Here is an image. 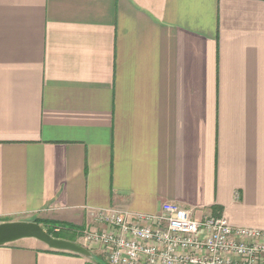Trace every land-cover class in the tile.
<instances>
[{"label":"crops","instance_id":"crops-1","mask_svg":"<svg viewBox=\"0 0 264 264\" xmlns=\"http://www.w3.org/2000/svg\"><path fill=\"white\" fill-rule=\"evenodd\" d=\"M164 202L264 230V0H0V222Z\"/></svg>","mask_w":264,"mask_h":264},{"label":"built area","instance_id":"built-area-1","mask_svg":"<svg viewBox=\"0 0 264 264\" xmlns=\"http://www.w3.org/2000/svg\"><path fill=\"white\" fill-rule=\"evenodd\" d=\"M95 219L103 226L84 239L102 249L108 264H264V230L222 216L196 220L175 203L150 215L106 209Z\"/></svg>","mask_w":264,"mask_h":264},{"label":"water","instance_id":"water-1","mask_svg":"<svg viewBox=\"0 0 264 264\" xmlns=\"http://www.w3.org/2000/svg\"><path fill=\"white\" fill-rule=\"evenodd\" d=\"M21 239H35L44 244L48 249L75 253L88 259L92 258V253L85 246L70 240L53 237L42 225L35 221L16 220L0 222V246Z\"/></svg>","mask_w":264,"mask_h":264},{"label":"trees","instance_id":"trees-1","mask_svg":"<svg viewBox=\"0 0 264 264\" xmlns=\"http://www.w3.org/2000/svg\"><path fill=\"white\" fill-rule=\"evenodd\" d=\"M40 225L53 237L77 241V238L81 235L82 228L70 223L50 220H33ZM47 251L61 252L57 250L47 249ZM91 252V251H90ZM70 253V252H69ZM75 254V253H72ZM78 255V254H75ZM87 264H107L104 257L95 255L92 253V258L88 259Z\"/></svg>","mask_w":264,"mask_h":264},{"label":"rangeland","instance_id":"rangeland-1","mask_svg":"<svg viewBox=\"0 0 264 264\" xmlns=\"http://www.w3.org/2000/svg\"><path fill=\"white\" fill-rule=\"evenodd\" d=\"M93 229L90 227H86V228H83L82 229V231H81V235L77 238V243H80L81 245H83V246H85L86 248H88L90 251H91V253H93V254H95V255H100L101 257H104L105 258V256H103L104 254H103V252H101L100 250H101V248L99 247L97 250L95 249V247L94 246H96V245H93V244H88L86 241H85V239H84V233L85 232H88V231H92ZM100 251V252H99ZM105 261H106V258H105ZM106 263H107V261H106ZM108 264V263H107Z\"/></svg>","mask_w":264,"mask_h":264}]
</instances>
